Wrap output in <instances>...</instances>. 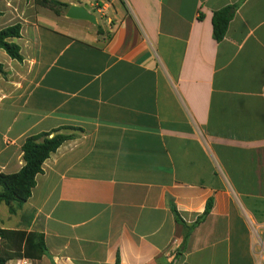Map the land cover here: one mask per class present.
<instances>
[{
	"label": "crops",
	"instance_id": "obj_1",
	"mask_svg": "<svg viewBox=\"0 0 264 264\" xmlns=\"http://www.w3.org/2000/svg\"><path fill=\"white\" fill-rule=\"evenodd\" d=\"M0 0V172L27 136L71 135L0 227L47 253L6 264H264V0ZM237 4L225 36L213 11ZM183 244L172 199L189 225ZM1 250V238H0Z\"/></svg>",
	"mask_w": 264,
	"mask_h": 264
},
{
	"label": "trees",
	"instance_id": "obj_2",
	"mask_svg": "<svg viewBox=\"0 0 264 264\" xmlns=\"http://www.w3.org/2000/svg\"><path fill=\"white\" fill-rule=\"evenodd\" d=\"M35 2L44 7L53 9L56 13L66 9L69 4L59 0H35ZM237 4L226 5L213 11L212 15V37L219 42L225 36L229 21L233 17ZM20 36V25L18 23L8 25L0 29V47L3 48L9 56L21 60L19 45L12 41V38ZM2 71V66L0 65ZM71 135L58 132V129L52 131L40 132L27 136L21 146L22 167L11 173L0 172V203H5L10 214H14L17 209L29 198L32 188L35 185V177L42 171V163L49 154ZM212 200L209 198L206 202L203 212L195 221L187 225L180 217L177 208L169 200L170 209L175 220L182 223L185 227L183 244L186 242L189 233L200 221L209 213ZM1 250L0 264L16 257L40 258L47 253L43 240V234L38 231H26L23 229H8L0 227Z\"/></svg>",
	"mask_w": 264,
	"mask_h": 264
},
{
	"label": "water",
	"instance_id": "obj_3",
	"mask_svg": "<svg viewBox=\"0 0 264 264\" xmlns=\"http://www.w3.org/2000/svg\"><path fill=\"white\" fill-rule=\"evenodd\" d=\"M65 15L70 18L83 19L91 22H95V16L89 12L86 8L79 4H71L67 8Z\"/></svg>",
	"mask_w": 264,
	"mask_h": 264
},
{
	"label": "built area",
	"instance_id": "obj_4",
	"mask_svg": "<svg viewBox=\"0 0 264 264\" xmlns=\"http://www.w3.org/2000/svg\"><path fill=\"white\" fill-rule=\"evenodd\" d=\"M24 264H31V262L29 260H26Z\"/></svg>",
	"mask_w": 264,
	"mask_h": 264
},
{
	"label": "rangeland",
	"instance_id": "obj_5",
	"mask_svg": "<svg viewBox=\"0 0 264 264\" xmlns=\"http://www.w3.org/2000/svg\"><path fill=\"white\" fill-rule=\"evenodd\" d=\"M60 9V7H58Z\"/></svg>",
	"mask_w": 264,
	"mask_h": 264
}]
</instances>
